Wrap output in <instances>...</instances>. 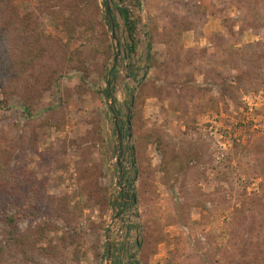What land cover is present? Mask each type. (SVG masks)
Returning <instances> with one entry per match:
<instances>
[{
  "label": "rangeland",
  "instance_id": "374dc122",
  "mask_svg": "<svg viewBox=\"0 0 264 264\" xmlns=\"http://www.w3.org/2000/svg\"><path fill=\"white\" fill-rule=\"evenodd\" d=\"M136 1L0 0L7 264H264V0Z\"/></svg>",
  "mask_w": 264,
  "mask_h": 264
},
{
  "label": "trees",
  "instance_id": "16d2710c",
  "mask_svg": "<svg viewBox=\"0 0 264 264\" xmlns=\"http://www.w3.org/2000/svg\"><path fill=\"white\" fill-rule=\"evenodd\" d=\"M128 1L129 0H118L117 12L119 13V16L122 19L123 26H124V29L126 32V40H127L126 49H127V54L130 57L136 53L137 45H138V32H137V23L138 22L134 16V11L132 8L138 7L139 3L136 0H134V1H132L131 4H129ZM0 12H1V7H0ZM0 41H2V40H0ZM30 49L32 52L31 56L23 55L18 59H16V56H13L14 60H13L10 67L15 68L17 65L18 66L22 65V67H29V66L35 64L36 59L38 57V50H32V48H30ZM112 91H113V88H110V87L105 91L106 98H110L112 96ZM22 178H25L24 172L23 173L19 172V174L14 175L13 172H11L5 166L0 164V187L6 188V186L13 185V183H16V182H20V184H22V183L27 184V181L23 182L24 180H22ZM132 198H133V196H132ZM17 212L18 213L16 214V216L4 215L2 217V220H3L4 224L10 228L9 235L11 237H14L13 239L19 238L22 241H24V239H25L24 236L19 237L18 235H16L15 226H17V221L20 219V217H22L23 219L27 217L26 216L27 213L21 209H18V208H17ZM17 239H16V241H17ZM2 252H3V245L0 246V264H7V263H5V259L3 258V256H1L3 254Z\"/></svg>",
  "mask_w": 264,
  "mask_h": 264
},
{
  "label": "water",
  "instance_id": "95a60500",
  "mask_svg": "<svg viewBox=\"0 0 264 264\" xmlns=\"http://www.w3.org/2000/svg\"><path fill=\"white\" fill-rule=\"evenodd\" d=\"M108 1V0H107ZM115 36H113L114 38ZM131 110L129 111V116L127 119V132H128V139L130 140L132 138L131 136V120H130ZM119 137V136H118Z\"/></svg>",
  "mask_w": 264,
  "mask_h": 264
}]
</instances>
